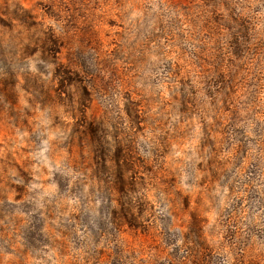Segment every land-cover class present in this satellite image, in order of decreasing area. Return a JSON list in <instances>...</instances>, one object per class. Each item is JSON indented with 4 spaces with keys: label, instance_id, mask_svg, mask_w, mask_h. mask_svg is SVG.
Returning a JSON list of instances; mask_svg holds the SVG:
<instances>
[{
    "label": "rangeland",
    "instance_id": "374dc122",
    "mask_svg": "<svg viewBox=\"0 0 264 264\" xmlns=\"http://www.w3.org/2000/svg\"><path fill=\"white\" fill-rule=\"evenodd\" d=\"M0 264H264V0H0Z\"/></svg>",
    "mask_w": 264,
    "mask_h": 264
}]
</instances>
